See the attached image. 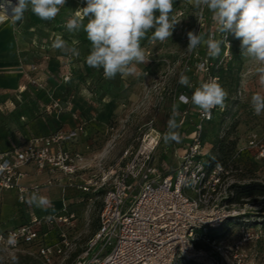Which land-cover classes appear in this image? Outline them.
Segmentation results:
<instances>
[{"label": "rangeland", "instance_id": "obj_1", "mask_svg": "<svg viewBox=\"0 0 264 264\" xmlns=\"http://www.w3.org/2000/svg\"><path fill=\"white\" fill-rule=\"evenodd\" d=\"M84 6L79 0H73V3L61 7L53 20H42L29 10L22 20L14 21L33 39L30 40L33 49L28 60V94L24 98L26 100H22V107L15 104L11 113L8 114L6 109L5 114L0 113V131H10L8 126L17 121L16 109L25 116L30 134L48 133L60 123L69 125L91 115L92 124L98 128L91 129V132L93 135L99 132L101 140L81 150L85 168L74 178L80 185L112 165L121 151L133 143L140 126L152 121L163 135L168 131V120L175 113L179 125L175 131L179 133L180 141L165 142L163 138L155 154L157 164L164 161L169 170L173 169L175 153L172 144L176 143L175 147L181 148L186 138L184 135L188 136L192 130L193 116L183 123L178 118L182 104L177 95L185 87L179 83L181 74L188 76L190 83L197 82L194 72L184 69L187 61L193 66L197 60L196 49L187 48V33H196V8L186 11L181 7L170 13V17H175L179 23L174 27L172 37L165 41L150 40L154 30L149 31L148 37L141 41L146 62L137 65L135 74H118L114 79H106L103 69L87 64L91 43L83 28L69 32L65 26L75 11ZM179 10H183L182 15H178ZM83 23L86 25L87 18ZM58 38L75 52L53 48ZM257 66L241 53L234 54L227 70L221 73L220 85L228 93L226 109L214 121L205 124L202 146L208 161H222L229 170L214 212L225 214L220 226H228L230 220L234 224L224 233L210 237L209 241L207 238L196 241L194 248L201 250L204 257L191 264H264V227L261 224L264 222V195L250 196L242 203L231 201L236 192L252 188L255 184L264 186V160H255L247 152L234 158L237 148L245 146L247 134L261 122V117L254 114L250 104L254 93H264V88L258 83ZM71 113L77 119L70 117ZM60 194L57 191L56 197ZM71 196L68 210L74 217L69 224L58 226L56 223L48 227L46 237L49 245L62 247L61 253H54L50 262H45L38 255L36 242L21 244L17 248L0 245V264H13V256L18 257V264H76L86 242L97 230L101 195L90 192L83 200L77 192ZM37 208L30 202H20L13 192L0 190V234H4L7 228L25 223L30 212L38 213ZM244 227L252 235L248 241L242 237Z\"/></svg>", "mask_w": 264, "mask_h": 264}, {"label": "built area", "instance_id": "obj_2", "mask_svg": "<svg viewBox=\"0 0 264 264\" xmlns=\"http://www.w3.org/2000/svg\"><path fill=\"white\" fill-rule=\"evenodd\" d=\"M79 2L85 5V0ZM195 11L196 34L224 42L215 57L209 56L207 47L202 44L196 49L195 64L192 66L187 61L184 65L186 71L194 72L197 82L190 83L192 87L181 88L177 95L182 104L178 118L183 123L193 116V122L191 133L184 135L181 148L172 144L174 168L169 170L166 162H156L155 154L164 134L153 126L152 121L138 128L133 143L121 151L112 165L80 185L74 178L85 168L84 157L74 148L89 119H79L67 130L30 137L22 147L0 152V164L7 162L9 165L0 172V190L15 193L20 202H30L33 194L40 195L43 185L22 184L27 176L25 167L33 166L37 172L56 174L61 206L52 214L30 212L25 223L0 234L3 237L0 245L17 248L36 242L38 255L43 261L50 262L51 256L61 253L62 247L47 243L48 227L70 223L74 217L68 210L71 194L77 192L83 200L85 195L96 192L101 195L98 227L86 242L76 264H187L201 261L204 256L201 250L194 248V243L205 238L209 241L214 237L209 230L222 223L225 214H216L214 209L223 182L229 175L225 164L206 166L202 136L205 124L225 111L226 102L223 108H213L208 117L190 102V98L201 82L216 78L221 84L220 71L226 69L232 59V43L231 33L219 32L209 10L196 8ZM182 14L183 10H179L178 15ZM197 50H200L199 55ZM181 95L188 101H182ZM72 117L77 119L75 114ZM259 117L261 122L247 134L245 146L237 148L235 159L247 152L255 160H264V114ZM100 138L96 135L93 139L98 141ZM193 180H196L195 185L189 186ZM9 234L15 236V246L6 244ZM242 237L244 241L251 239L248 228H242Z\"/></svg>", "mask_w": 264, "mask_h": 264}, {"label": "clouds", "instance_id": "obj_3", "mask_svg": "<svg viewBox=\"0 0 264 264\" xmlns=\"http://www.w3.org/2000/svg\"><path fill=\"white\" fill-rule=\"evenodd\" d=\"M65 4L66 0H16L15 4L12 0H0V20L7 16L20 21L29 10L42 20H53ZM173 4L174 0H85V6L78 8L65 26L69 32L83 28L91 43L87 64L103 69L106 79H114L118 74H135L137 65L146 62L141 41L148 37L149 31L154 30L150 40L165 41L172 37L174 27L179 23L175 17H170ZM195 7L206 8L212 13L220 33H231L240 40L241 54L258 64L255 71L260 87L264 88V0H195ZM84 18H87L86 25L83 23ZM187 37L189 50L203 44L212 57L220 53L224 42L211 37L204 39L203 35L193 31H189ZM53 48L75 52V49H68L59 38L53 43ZM179 83L192 87L188 76L184 74L180 75ZM227 95L217 79L211 78L195 87L190 102L202 114L210 117L213 108L224 107ZM180 99L188 101L183 95ZM250 104L254 114H264V93H254ZM167 127L168 131L163 137L165 142H179L180 135L175 131L179 127L175 113L168 120ZM8 166L7 162L0 164V172ZM195 183L196 180H193L189 186ZM30 203L45 210L51 206L47 197L38 194L30 197ZM16 243L15 236L9 234L6 244L15 246ZM12 261L18 264V257L13 256Z\"/></svg>", "mask_w": 264, "mask_h": 264}, {"label": "crops", "instance_id": "obj_4", "mask_svg": "<svg viewBox=\"0 0 264 264\" xmlns=\"http://www.w3.org/2000/svg\"><path fill=\"white\" fill-rule=\"evenodd\" d=\"M66 3H73V0H66ZM185 8V10H190L195 7V0H174L173 12H176L178 8ZM159 13H157L158 15ZM5 20L0 22V113L1 115L5 111L11 113L13 106L15 104H20V107L23 105L22 100H26L27 92L26 87L28 85V76L29 72V56H31L30 51H32L33 46L30 44V40L33 41L31 36L28 33L22 31V27H17L14 23V19L5 16ZM182 108V107H181ZM4 109H6L4 111ZM17 121L8 126L10 131L2 132L0 131V152L9 151L14 148L22 147L27 139L36 135H44L54 132L59 129L67 130L74 126L75 123L66 125V123H60L58 127L48 133H32L30 134L27 125H25L22 112L16 109ZM6 113V114H7ZM72 117V113L69 114ZM19 117V119H18ZM2 118V117H1ZM58 118V117H57ZM87 119H92V116L84 117ZM61 122L63 119L60 120ZM95 121V119H94ZM85 132L79 137L78 143L75 146V150L82 152L86 148H89L90 144L97 143L101 140L94 141V136L91 132V129L95 128V124H92L91 120L89 121ZM9 124V123H8ZM13 128L15 129L13 131ZM98 131V130H97ZM92 136V137H91ZM101 136V134H100ZM90 140H87L88 138ZM25 171L27 176L23 179L22 184L25 186H31L35 184L43 185L40 196L47 197L51 206L46 210L38 207V213L40 214H52L56 212L61 206L60 197H56V193L60 194V189L56 183V174L52 175L49 172H37L33 166H26ZM48 181H51V184H47ZM57 203V205H56ZM57 208V209H56ZM16 210H14V213ZM13 228V227H11ZM10 229V228H7ZM6 229V230H7Z\"/></svg>", "mask_w": 264, "mask_h": 264}, {"label": "trees", "instance_id": "obj_5", "mask_svg": "<svg viewBox=\"0 0 264 264\" xmlns=\"http://www.w3.org/2000/svg\"><path fill=\"white\" fill-rule=\"evenodd\" d=\"M231 43H232V46H231V54H232L231 61H232L233 60V57H234V54L235 55H239L241 53V49H240V40L236 39L232 34H231ZM230 62L226 66V69H222L220 71V76H222L221 73L223 71H226L227 70L228 66L230 65ZM205 163H206V166L207 167H212L215 164H224L222 161H219V160L210 162L206 158H205ZM253 195L263 196L264 195V186H260L259 184H255L254 187H252V188H248V189H245V190H241L239 192H236L235 197L234 198H231V201H233V203H242L244 201V199H246V198H248L250 196H253ZM251 201H255V200H251ZM233 224H234V222H232V220H230V222L228 223V226L221 225V226H219L217 228H212L209 231H210V233L212 235L224 233L227 230V228L229 226H232ZM261 224L264 227V222H262ZM187 264H191V263L189 262Z\"/></svg>", "mask_w": 264, "mask_h": 264}, {"label": "water", "instance_id": "obj_6", "mask_svg": "<svg viewBox=\"0 0 264 264\" xmlns=\"http://www.w3.org/2000/svg\"><path fill=\"white\" fill-rule=\"evenodd\" d=\"M12 3L15 4L16 3V0H12Z\"/></svg>", "mask_w": 264, "mask_h": 264}, {"label": "bare ground", "instance_id": "obj_7", "mask_svg": "<svg viewBox=\"0 0 264 264\" xmlns=\"http://www.w3.org/2000/svg\"><path fill=\"white\" fill-rule=\"evenodd\" d=\"M6 17L3 18V20H5ZM3 20H0V22H2Z\"/></svg>", "mask_w": 264, "mask_h": 264}]
</instances>
